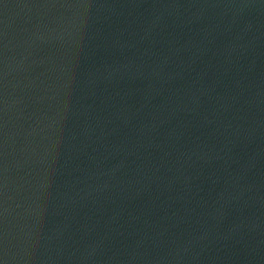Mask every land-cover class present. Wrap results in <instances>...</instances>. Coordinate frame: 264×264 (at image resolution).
<instances>
[{"label": "water", "instance_id": "1", "mask_svg": "<svg viewBox=\"0 0 264 264\" xmlns=\"http://www.w3.org/2000/svg\"><path fill=\"white\" fill-rule=\"evenodd\" d=\"M0 264H264V0H0Z\"/></svg>", "mask_w": 264, "mask_h": 264}]
</instances>
